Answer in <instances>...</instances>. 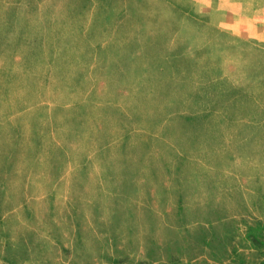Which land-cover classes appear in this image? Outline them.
I'll return each mask as SVG.
<instances>
[{"label":"rangeland","instance_id":"rangeland-1","mask_svg":"<svg viewBox=\"0 0 264 264\" xmlns=\"http://www.w3.org/2000/svg\"><path fill=\"white\" fill-rule=\"evenodd\" d=\"M225 1L0 0V264H264V33Z\"/></svg>","mask_w":264,"mask_h":264},{"label":"crops","instance_id":"crops-1","mask_svg":"<svg viewBox=\"0 0 264 264\" xmlns=\"http://www.w3.org/2000/svg\"><path fill=\"white\" fill-rule=\"evenodd\" d=\"M231 1H225L224 9L229 10L232 31L249 37L257 28L264 33V0Z\"/></svg>","mask_w":264,"mask_h":264},{"label":"trees","instance_id":"trees-1","mask_svg":"<svg viewBox=\"0 0 264 264\" xmlns=\"http://www.w3.org/2000/svg\"><path fill=\"white\" fill-rule=\"evenodd\" d=\"M261 229H262V231H261V233H262V232L264 231V230H263L264 228H261Z\"/></svg>","mask_w":264,"mask_h":264}]
</instances>
